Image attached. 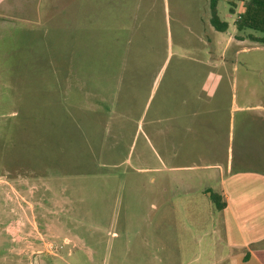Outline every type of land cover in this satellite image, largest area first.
<instances>
[{"label":"rangeland","instance_id":"obj_1","mask_svg":"<svg viewBox=\"0 0 264 264\" xmlns=\"http://www.w3.org/2000/svg\"><path fill=\"white\" fill-rule=\"evenodd\" d=\"M229 1L225 32L210 0H27L0 24V264L214 258L211 166L264 173V46Z\"/></svg>","mask_w":264,"mask_h":264},{"label":"crops","instance_id":"obj_2","mask_svg":"<svg viewBox=\"0 0 264 264\" xmlns=\"http://www.w3.org/2000/svg\"><path fill=\"white\" fill-rule=\"evenodd\" d=\"M26 3L0 0V24L20 20L19 16L26 13ZM211 167L219 170L222 180V194H216L225 208L215 209L220 213L218 221L221 217L218 225L224 246H215L214 258L206 264H264V173L235 171L230 163L225 170ZM191 264L203 263L196 260Z\"/></svg>","mask_w":264,"mask_h":264},{"label":"trees","instance_id":"obj_3","mask_svg":"<svg viewBox=\"0 0 264 264\" xmlns=\"http://www.w3.org/2000/svg\"><path fill=\"white\" fill-rule=\"evenodd\" d=\"M221 1L223 0H210V4H209L210 16H211L210 23L216 31L225 32L227 31L229 25L227 22L222 21L219 16L218 5ZM242 1H243L242 9L239 13H237L235 26L238 31L250 30L258 34V36L250 35V39L252 42L264 46V0H242ZM229 4L231 7L230 12L232 14L235 13L237 8V4L235 3V0L229 1ZM129 44H131V41ZM131 47H134V45H131ZM90 51L92 52V56H94L95 58L99 56V53H97L96 45H92ZM110 54L111 53L109 52V50H107L106 57L103 61V64L106 63V65L103 68H105L106 70H110V69L116 70L115 68L116 61L114 59L109 58ZM140 58L141 57H139V59ZM111 63L113 65H111ZM132 82H133L132 77L127 76L122 81V88L124 90H129L128 88L131 87ZM209 196L217 210H223L225 208V205L221 202V197L218 194L214 192H210Z\"/></svg>","mask_w":264,"mask_h":264}]
</instances>
